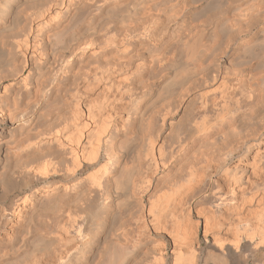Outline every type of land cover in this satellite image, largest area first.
I'll list each match as a JSON object with an SVG mask.
<instances>
[{
  "label": "bare ground",
  "instance_id": "6f19581e",
  "mask_svg": "<svg viewBox=\"0 0 264 264\" xmlns=\"http://www.w3.org/2000/svg\"><path fill=\"white\" fill-rule=\"evenodd\" d=\"M0 264H264V0H0Z\"/></svg>",
  "mask_w": 264,
  "mask_h": 264
}]
</instances>
